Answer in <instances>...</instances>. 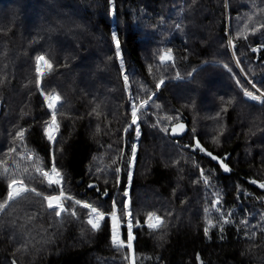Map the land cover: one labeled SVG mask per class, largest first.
<instances>
[{"label":"trees","instance_id":"trees-1","mask_svg":"<svg viewBox=\"0 0 264 264\" xmlns=\"http://www.w3.org/2000/svg\"><path fill=\"white\" fill-rule=\"evenodd\" d=\"M249 85L264 95V0H0V264H264V99ZM53 163L62 185L43 177ZM12 180L42 195L8 201ZM61 189L57 217L43 197ZM83 203L104 213L98 231Z\"/></svg>","mask_w":264,"mask_h":264},{"label":"snow or ice","instance_id":"snow-or-ice-1","mask_svg":"<svg viewBox=\"0 0 264 264\" xmlns=\"http://www.w3.org/2000/svg\"><path fill=\"white\" fill-rule=\"evenodd\" d=\"M112 38L114 41H116V48L119 50L120 45H119V41H118L116 35L113 34ZM117 55L119 56V51H117ZM161 59L163 60V59H165V57H161ZM40 62H43L44 65H46L49 69H51L52 65L43 56H39V57H37V72L38 73L40 72V67H39ZM125 81H127V77H125ZM161 83H163V81H161ZM157 86L159 87V85H157ZM245 95L249 96L253 100L257 99V97L254 96L250 92L246 91ZM47 99H49L48 107L50 109H53V111H52V115H51V123L47 125V127L45 128L44 131H45V135L47 136L48 140L54 142L55 137L53 135V131L58 130V127H59V125L57 123V113H56L55 109H56L57 102L60 100V97L59 96H51V97H48ZM132 116H133V123H136V110L135 109L132 112ZM179 127L182 129L183 125H179ZM17 136L22 139L24 136V131L23 130L19 131L17 133ZM213 159H216V157H213ZM222 166L224 167L225 171L229 170L226 165H222ZM6 171H7V169H5V172ZM37 171L39 172L42 170L38 168ZM42 174H43V177L47 180L49 186H51L53 184H56V185H62L63 184V177H62L60 171L55 167L54 163L50 169V172L49 171H42ZM205 183H207L206 179H205ZM17 184H19L20 186L14 187V185H17ZM261 187H264V185H261ZM8 188L10 189V191L7 193V200L8 201H12L14 199H17V198L21 197V195L23 193H26L28 191L34 192L37 196L42 195V193L38 192L35 188H32V189L27 188L24 185L23 181L12 180L11 183H9ZM60 195L61 196L64 195L62 189H61ZM125 195H127V193H125ZM43 198H44V200L47 201V207L49 209H56L55 215L57 217H60L61 214L66 211L64 206L60 203V197L47 195V196H44ZM68 198L70 199V197H68ZM75 203L77 205H81V201H79V200L75 201ZM82 206L84 208L90 209L91 214H94V218H89L87 223L89 225H91V228L93 230L98 231L100 228V221H102L104 219V213L99 212L96 207H93L91 204H88V203H83ZM3 207H4V205H0V208H3ZM71 214L74 216L76 215L75 211H72ZM128 215L131 216V213L129 212ZM111 216H112L113 221H115L116 220V213L113 212L111 214ZM149 219H151V216H149ZM156 219L158 222H161L159 217H157ZM128 226H129V230H130L131 226H132L131 221H129ZM149 227L156 228V227H158V225L150 224ZM207 232H208V230L205 229L206 235H207ZM131 239H132L131 231H129V239H128V244H127V247H129V248H131ZM112 242H113V244L118 243V236L115 232V225L113 226ZM118 246H123V241H119Z\"/></svg>","mask_w":264,"mask_h":264},{"label":"rangeland","instance_id":"rangeland-1","mask_svg":"<svg viewBox=\"0 0 264 264\" xmlns=\"http://www.w3.org/2000/svg\"><path fill=\"white\" fill-rule=\"evenodd\" d=\"M162 57H165V59H163L162 61L163 62H169L170 60H171V57H170V55L169 54H164ZM43 67V66H42ZM251 88H253L251 85H249ZM245 92L246 91H244L243 93H244V96H245V98L247 99V100H249L250 102H252V103H256V104H259L263 99H264V95L263 94H261V93H259L257 90H255L254 88H253V92L252 91H247V92H250V93H252L254 96H256L257 97V99H255V100H253V99H251L249 96H247V95H245ZM51 97V96H50ZM48 100L49 99H47V104H49L48 103ZM53 133H54V131H53ZM56 196H58V197H60V203H61V197H63V196H61V195H56ZM47 202V201H46ZM90 210V209H89ZM152 216H157V215H152ZM152 216H151V219H152ZM157 217H159V216H157ZM160 218V217H159ZM151 219L146 223V224H148L149 225V223H150V221H151ZM160 220L162 221V223H163V220L160 218ZM87 221H88V219H87ZM116 221L119 223V221L117 220V217H116ZM115 221V222H116ZM114 222V221H113ZM113 223V225H115V232L117 233V231H118V229H117V227H116V223ZM162 223H161V225H162ZM160 225V226H161ZM90 227H91V225H89ZM119 227H120V225H119ZM112 234H113V232H112ZM120 234H121V232H120ZM123 245H124V243H123ZM119 248H122V247H119Z\"/></svg>","mask_w":264,"mask_h":264},{"label":"water","instance_id":"water-1","mask_svg":"<svg viewBox=\"0 0 264 264\" xmlns=\"http://www.w3.org/2000/svg\"><path fill=\"white\" fill-rule=\"evenodd\" d=\"M42 64L44 65V63L42 62ZM42 65V66H43ZM179 125H183V128L181 129L180 127H179ZM187 125L185 124V123H183V122H178V123H176V124H174L173 126H172V128H171V131H170V133H171V136L173 137V138H179V137H181V136H183L186 132H187ZM209 152H207V155L211 158V159H213V157H216V156H213L212 154H210ZM216 163H218L219 164V166L221 167V169H222V171L224 172V174H226V175H228V171H225L224 170V167L222 166V165H224L223 164V162L220 160V159H218L217 157H216V159H213ZM90 189L91 188H93V186H90L89 187Z\"/></svg>","mask_w":264,"mask_h":264},{"label":"built area","instance_id":"built-area-1","mask_svg":"<svg viewBox=\"0 0 264 264\" xmlns=\"http://www.w3.org/2000/svg\"><path fill=\"white\" fill-rule=\"evenodd\" d=\"M19 186H20L19 184L14 185V187H19ZM114 211H115V210H114ZM89 218H94V214H91V212H90L88 219H89ZM111 218H112V216H111ZM156 218H157V216H152V219H151L149 225H150V224L158 225V227H156V228H151V227H149V225L147 224V226H148L149 228H151V229H157V228L160 227L162 221L160 220L161 222H158ZM112 221H113V219H112ZM114 222H115V221H114ZM114 222H113V223H114ZM115 223H117V224H116V227H117L118 231H117L116 234H117V236H118V243H119V241H122V237H121L120 230H119V225H120V224H119L117 221H116ZM141 225H142V224H138V223H137L135 226L138 227V226H141ZM112 243H113V242H112ZM118 243H117V244H113V246H114V247H117V248H119V247H123V246H118Z\"/></svg>","mask_w":264,"mask_h":264},{"label":"bare ground","instance_id":"bare-ground-1","mask_svg":"<svg viewBox=\"0 0 264 264\" xmlns=\"http://www.w3.org/2000/svg\"><path fill=\"white\" fill-rule=\"evenodd\" d=\"M42 62H40V65H39V67H40V71H41V69H42ZM48 103H49V100H48ZM116 221V220H115ZM117 224V223H116Z\"/></svg>","mask_w":264,"mask_h":264}]
</instances>
